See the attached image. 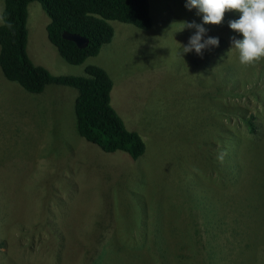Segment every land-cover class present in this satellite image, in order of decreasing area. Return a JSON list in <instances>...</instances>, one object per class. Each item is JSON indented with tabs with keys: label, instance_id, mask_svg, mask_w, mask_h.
<instances>
[{
	"label": "rangeland",
	"instance_id": "rangeland-1",
	"mask_svg": "<svg viewBox=\"0 0 264 264\" xmlns=\"http://www.w3.org/2000/svg\"><path fill=\"white\" fill-rule=\"evenodd\" d=\"M186 2L149 0V29L110 21L111 40L81 64L28 4L30 59L53 75L104 68L145 149L102 151L78 134L74 87L31 93L0 70V264H211L213 248L218 264H264V59L245 67L231 50L238 11L204 25L218 47L183 53L186 24L203 23Z\"/></svg>",
	"mask_w": 264,
	"mask_h": 264
},
{
	"label": "trees",
	"instance_id": "trees-1",
	"mask_svg": "<svg viewBox=\"0 0 264 264\" xmlns=\"http://www.w3.org/2000/svg\"><path fill=\"white\" fill-rule=\"evenodd\" d=\"M31 1L39 2L49 17L47 36L59 54L71 64H81L87 57L98 54L101 45L111 40L114 29L110 21L149 29L152 25L149 0H3L0 12V70L3 75L31 93L41 92L50 83L74 87L77 90L74 114L78 134L104 152L122 151L137 159L144 152V141L137 131L125 126L111 105L112 79L104 68L88 64L80 75H53L30 59L26 51V21ZM64 31L86 37V45L78 46L64 38ZM245 121L249 133L253 134L252 116ZM246 147L257 153L253 146ZM242 155L250 158L254 154L243 150ZM217 252L212 249L211 264H218L214 262Z\"/></svg>",
	"mask_w": 264,
	"mask_h": 264
},
{
	"label": "clouds",
	"instance_id": "clouds-1",
	"mask_svg": "<svg viewBox=\"0 0 264 264\" xmlns=\"http://www.w3.org/2000/svg\"><path fill=\"white\" fill-rule=\"evenodd\" d=\"M185 7L189 10L196 8L197 15L202 14L203 23L193 21L186 24L185 27L195 28L196 32L190 36L188 44L182 47L183 53L195 50L198 55H202L203 50L218 47V37L208 36L204 39L208 31L204 25L222 24L227 12L238 11L239 18L230 20L228 26L243 38L233 36L231 50L237 51L239 63L245 67L264 59V0H187Z\"/></svg>",
	"mask_w": 264,
	"mask_h": 264
},
{
	"label": "water",
	"instance_id": "water-1",
	"mask_svg": "<svg viewBox=\"0 0 264 264\" xmlns=\"http://www.w3.org/2000/svg\"><path fill=\"white\" fill-rule=\"evenodd\" d=\"M62 36L66 39L74 41L78 46L86 45L88 39L79 33L64 31Z\"/></svg>",
	"mask_w": 264,
	"mask_h": 264
}]
</instances>
